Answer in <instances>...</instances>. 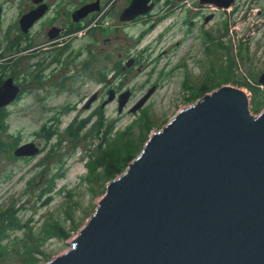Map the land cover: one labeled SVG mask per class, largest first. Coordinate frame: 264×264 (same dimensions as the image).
Segmentation results:
<instances>
[{"label": "rangeland", "instance_id": "374dc122", "mask_svg": "<svg viewBox=\"0 0 264 264\" xmlns=\"http://www.w3.org/2000/svg\"><path fill=\"white\" fill-rule=\"evenodd\" d=\"M171 1L153 31L151 18L134 29L137 37L148 34L135 50L134 71L118 80L121 94L107 81L110 74L99 71L72 96L33 93L0 112V264H45L69 250L106 192L109 164L143 149L180 110L224 85L243 89L251 110L250 87L264 92L258 81L264 72V0L205 6L200 14L192 0ZM132 57L125 50V66L132 67ZM154 86L143 107L131 112ZM86 118L72 138L70 128ZM32 140L43 146L41 153L15 154Z\"/></svg>", "mask_w": 264, "mask_h": 264}, {"label": "water", "instance_id": "95a60500", "mask_svg": "<svg viewBox=\"0 0 264 264\" xmlns=\"http://www.w3.org/2000/svg\"><path fill=\"white\" fill-rule=\"evenodd\" d=\"M39 152L28 142L15 154ZM45 264H264V110L255 115L231 85L180 110L109 181L71 248Z\"/></svg>", "mask_w": 264, "mask_h": 264}, {"label": "flooded vegetation", "instance_id": "af4514ba", "mask_svg": "<svg viewBox=\"0 0 264 264\" xmlns=\"http://www.w3.org/2000/svg\"><path fill=\"white\" fill-rule=\"evenodd\" d=\"M170 1L0 0V112L33 93L72 96L99 71L110 74L107 81L121 94L117 90L118 80L125 78V72L134 71L138 62L135 50L148 34L137 37L133 35L134 29L151 18L153 31L170 12ZM192 1L197 4L199 14L205 6L221 8L230 3L234 8L237 2ZM103 43H110L113 50L103 47ZM125 50L132 51V67L123 63ZM110 60V65L104 62ZM260 77L258 81L264 86ZM99 97H102L101 91ZM99 109H103L101 105ZM80 125L74 123L71 128L76 130ZM32 141L40 146L41 153L43 146Z\"/></svg>", "mask_w": 264, "mask_h": 264}, {"label": "trees", "instance_id": "16d2710c", "mask_svg": "<svg viewBox=\"0 0 264 264\" xmlns=\"http://www.w3.org/2000/svg\"><path fill=\"white\" fill-rule=\"evenodd\" d=\"M250 88H251L252 94L254 93V104H252V111L256 113L260 112L261 106L264 105V92L256 93V90H254L252 87ZM200 97H202V95ZM200 97L193 96V98H196L195 100L199 99ZM86 123L87 122L84 121L82 125L79 126L76 130H73L72 128H70V136L72 138H76V136L80 134L81 130L84 128ZM141 151L142 149L139 148V151L137 153H134V154L132 153L131 156H129L127 159L125 158L126 156H124L123 158H120V157L115 158L117 161L111 162L109 164V167L106 170L107 181H110L116 176H118L119 174L123 173L125 169L127 168V166L129 165V163L135 157H137L141 153Z\"/></svg>", "mask_w": 264, "mask_h": 264}, {"label": "crops", "instance_id": "0c3cea01", "mask_svg": "<svg viewBox=\"0 0 264 264\" xmlns=\"http://www.w3.org/2000/svg\"><path fill=\"white\" fill-rule=\"evenodd\" d=\"M84 121H85V122H88L89 120L83 119V120H81L80 122H76V123H78V124H81V125H82V123H83ZM81 125H80V126H81ZM109 127H110V126H108V129H109Z\"/></svg>", "mask_w": 264, "mask_h": 264}]
</instances>
